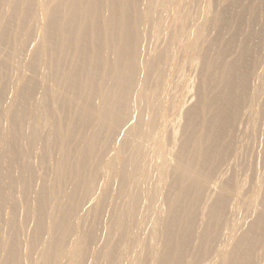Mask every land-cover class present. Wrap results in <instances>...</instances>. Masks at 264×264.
<instances>
[{
	"label": "bare ground",
	"instance_id": "obj_1",
	"mask_svg": "<svg viewBox=\"0 0 264 264\" xmlns=\"http://www.w3.org/2000/svg\"><path fill=\"white\" fill-rule=\"evenodd\" d=\"M191 1L198 6V9L194 7L198 10L195 17L184 11L188 10L183 7L185 0H58L53 6L41 0H0V226L5 228V235L0 236V264H20L25 251L16 222V186H20L19 194L26 200L23 218L34 219L31 233L27 230L29 235L26 234L29 263L31 249L42 241L40 261L35 264H255L257 247L264 239L263 204L258 214V210L256 213L253 210L254 220L234 239L231 233L227 235L221 230L222 227L230 229L224 227L229 217L224 218V214L230 209L224 213L229 186L226 182L216 186L217 179L215 186L211 183L213 174L221 170L224 160H230L226 158L234 148L233 131L253 74L248 44L251 40L244 36L247 31L244 33L243 26L246 19L256 22L255 14L260 10L254 13L253 0H243L244 3L238 0L211 14V0ZM167 5V9L169 5L176 9V13L172 9L173 14L169 10L166 20L174 19L177 25L175 30L172 27L173 35L177 29L174 42L180 45L178 40L183 37L182 49L196 50L208 23L218 28L211 46L202 48L205 69L199 76L202 77L200 87L195 89L197 102L184 110L183 131L178 127L180 120L174 123H178L179 130L176 129L182 132L180 136L173 133L174 142L179 146L177 150L173 140L174 145L165 142L167 129L173 123L168 115L176 114L174 110L184 107L193 95L182 97L185 100L180 104L181 97L166 104L164 86L167 81L162 74L164 67H168V78L174 66L176 54L172 53V44H164L153 56L150 55L154 50L149 53L143 47V37L147 35H144L145 25H159L163 18L156 17L155 8L166 10ZM44 17L47 22L42 26ZM166 22L164 20V25ZM36 29H39L40 41L25 55L19 48ZM146 30L151 33L150 28ZM228 34V38L222 37ZM44 40L48 42V67L54 84V91L49 92V113L54 123L56 164L51 180L34 188L35 174L26 161L31 156L36 127L27 120L25 106L43 86L33 59L35 53L42 52ZM205 40L201 42L206 43ZM29 55L23 64L22 61L18 64V60ZM191 56H188L189 64ZM25 70L29 75L24 78ZM153 74L158 83L150 85ZM183 78L182 92L188 88ZM10 90L13 96L8 95ZM7 96L14 99L9 100ZM15 100L17 105H12L10 101ZM42 130L47 131L45 126ZM166 143L174 146V153ZM15 164L17 170H13ZM222 175L224 180L226 177ZM228 176L232 179L230 174ZM258 182L254 184V191H258ZM210 186L218 187L215 197L210 195L214 191ZM49 199L54 200L52 209ZM160 203L166 208L163 205L161 209ZM234 216L237 217L236 214L231 217ZM145 227L150 228L151 240H159L154 237L160 232L159 247L148 237L143 238ZM220 232L227 237L214 249L215 244L220 243L216 242ZM99 242L102 243L100 248Z\"/></svg>",
	"mask_w": 264,
	"mask_h": 264
},
{
	"label": "rangeland",
	"instance_id": "obj_2",
	"mask_svg": "<svg viewBox=\"0 0 264 264\" xmlns=\"http://www.w3.org/2000/svg\"><path fill=\"white\" fill-rule=\"evenodd\" d=\"M58 0H41V3H43V4H48V6H53V4L55 3V2H57ZM158 1H160V0H158ZM188 1V2H187ZM212 2H211V8H210V13L211 14H214V13H217V12H220L222 9H223V7L224 8H226L227 7V5H229V3H232L233 1H238V0H224L223 2H217L218 0H211ZM215 1V2H214ZM243 2L244 3V1L243 0H239V3H241V2ZM254 1V6L256 7L255 9H254V13H256L257 11L256 10H260L259 12H257V14H255L256 15V17H257V19H256V17H255V19H256V22H254V20H251V19H249L248 21H247V19H246V21H245V23H244V26H243V29H245L244 30V33H245V35L244 36H246L247 35V37H248V39L249 40H251V42H248V44H249V51H250V55H251V61H252V65H253V67H252V70H253V74H252V76H250V78H249V83H248V87H247V89H246V92H245V94H244V97L245 96H247V98L243 101V104L244 105H242V107L243 108H241V112L242 113H240V116H239V119H237V123H236V128H238V130L240 131H238V130H236V128H234V138H233V140H234V142H235V144H234V148H235V150H234V148H233V150H231L230 151V153H229V155H228V157L226 158V160L228 161V159H230L228 162H226L225 160H224V162L222 163V165H221V167L219 168V169H221V170H223V171H221V170H219V171H217V172H219L218 173V175L219 176H217L216 174H217V172H215V174H213V176H212V178H213V180H212V183H213V181H214V184H212L211 183V185L213 186H215V182H216V179H217V184H216V186H220V185H222V184H225V182H226V184L229 186V188H228V190H227V198L229 199V198H231L232 199V196H233V198L234 197H236L235 199H229V201H228V199H227V203H226V205H225V209H224V213L225 212H227L228 210V208H230L229 209V211L231 212L232 210L235 212H232V213H230L229 211L227 212V213H225L224 214V218H227L228 216V218H231V219H228V221H227V219H226V223L227 224H225L224 225V227L225 226H228V227H230V229L228 228L227 230L228 231H230V232H228L227 230H226V228H221V230H223L222 232L224 233V234H227V235H229L230 233V235L231 236H233L234 237V239H236L238 236H240V234L242 233V232H244L247 228H248V226L252 223V221L254 220L253 218H255V216H256V214H258L261 210V208L264 206V199L262 200V198L264 197V17H262L261 19L259 18V16H261V15H263L264 16V11H263V7H264V5L262 6V4H264V3H262L261 1H260V3H259V0H253ZM187 2V3H186ZM189 3V4H188ZM219 5H218V4ZM228 3V4H227ZM256 3H257V6H256ZM195 4H197L196 2H194V1H191V0H185V2H183V7L185 8V9H188V10H184V11H186V12H188L189 13V15L191 16V17H195V16H197V14L198 13H196V11L198 12V6L197 5H195ZM261 4V5H260ZM186 5H188V8H186L187 6ZM192 5V6H191ZM213 5V6H212ZM262 7H260V6ZM191 6V7H190ZM218 6V7H217ZM259 6V7H258ZM165 8L166 7H168V5L167 6H164ZM169 9H167L166 8V10H163V8H155V11H154V14L156 15V17L157 16H159V18L161 17V19L163 18V23H162V21L159 23V25L157 24V26L156 25H153V24H149V25H145V34L144 35H146V33H147V37L146 36H144L143 37V42H144V48L146 49L145 51H148L149 53H151L153 50V54H151L150 56H153V55H155L156 53H158L159 51H161V49H163L164 47H165V45L166 44H169V43H171L172 44V53H174V54H178V56H176L175 55V62H174V66L173 67H175V68H171V72H170V75L168 76V78H167V75H168V73L169 72H167V70L168 71H170L169 69H167L168 67H164L165 68V72H163V76H162V78L163 77H165V79H164V81H167L165 84H166V86H164L165 88L164 89H166L165 90V92H167V93H165L166 95H165V97L164 98H166L165 99V102H166V104H168V103H171L173 100L172 99H181L182 97L183 98H186V95H193V96H190V98L187 100L188 102H186V104L184 105V107H182L180 110L178 109H176V110H174V113H176V114H172V112H171V114L170 115H168L169 116V118L171 117V123L173 124H170V128H168L167 129V136L166 137H164L165 139V142H168L169 144L170 143H172V140H173V143L174 144H176L177 145V147H176V149L175 148H172V147H174V146H171V145H168V143H166V145H168V147H171L172 148V150H171V152L172 153H174L175 152V150H177V148L179 147L178 146V144H177V142L175 141L174 142V138H176L175 136L176 135H173V133H175L176 134V132L179 134V133H181L182 134V132H179L178 130V127L180 128V131H183V129H181V128H184V125L183 124H185V112H184V110L186 111L187 109H188V106L190 107V106H193L196 102H197V98L198 97H195V96H198V94H197V92H196V90H198L199 89V87H200V83H201V79L200 78H202V77H199L200 76V74L201 75H203V70L205 69L204 68V62H203V60H202V57H203V50L208 46V45H210L211 46V44H210V41L213 39V38H215L216 37V34H217V29L218 28H216V27H213L211 24H207L206 25V28H207V30H206V28H204V36H203V39H201L202 41H204L205 39V41H206V43L205 42H201V40L199 41V43H198V47H196V48H194V49H196V50H192V49H182V45H184V41H183V37H181V38H179V44L180 45H175L176 43L174 42V40L176 41V39H175V37H176V33H177V29H176V33L173 35V32H175L174 30H175V28H176V23H173L174 22V19L172 18V19H170V20H168V16H169V13L170 14H173V12H175L176 13V9H173V7L172 6H170L169 5ZM194 7H196L195 9H194ZM217 7V8H216ZM159 9H161L160 11H159ZM172 9H173V12H172ZM190 9H192V13L190 12L191 10ZM168 10V11H167ZM169 10H170V12H169ZM164 11H166L168 14H166ZM262 11V12H261ZM158 13V14H157ZM175 13H174V15L173 16H175ZM193 13H194V15H193ZM262 13V14H261ZM259 14H261V15H259ZM161 15V16H160ZM163 16V17H162ZM170 16H172V15H170ZM172 16V17H173ZM166 17H168L167 18V20L169 21V23L171 22V24H168V21L166 20ZM171 18V17H170ZM258 18H259V21L261 20V23L260 22H258ZM164 20H165V22H166V25H164ZM46 22H47V20H46V18L44 17L43 18V24H42V26L44 25V24H46ZM246 22H247V24H246ZM256 23V24H255ZM260 23V24H259ZM262 23H263V25H262ZM161 24H162V27H161ZM252 26H251V25ZM255 24V25H254ZM257 24H259V26L257 25ZM152 25V26H151ZM163 25H164V28H163ZM168 25L170 26V28L168 27ZM261 25V26H260ZM152 28H151V27ZM188 26H190L189 24H187V27H185V28H187L188 29ZM212 26V27H211ZM246 26H248V27H246ZM250 26V27H249ZM253 26H254V28H253ZM156 27V29L157 30H154V28ZM158 27V28H157ZM160 27L162 28V29H160ZM165 27H166V29H165ZM174 28V30H173V28ZM263 27V28H262ZM148 28H150L151 30H150V32L152 33H149V30H146V29H148ZM211 28H213V29H211ZM249 28H250V30H249ZM253 28V29H252ZM257 28H258V30H257ZM159 29V30H158ZM169 29V30H168ZM248 29V30H247ZM162 30H164V32L162 31ZM166 30V31H165ZM254 30H255V32H254ZM154 33H153V32ZM157 31V32H156ZM208 31H210V32H212V33H210V32H208ZM166 32V33H165ZM164 33V34H163ZM172 33V34H171ZM205 33L207 34L206 36H205ZM254 33H256V34H254ZM150 34V35H149ZM169 34H171V35H169ZM253 34H254V36H253ZM260 34V35H259ZM167 35V36H166ZM211 35V36H210ZM262 35V36H261ZM148 36H149V38L151 39H149L148 38ZM155 36V37H154ZM160 36V37H159ZM166 36V37H165ZM170 36V38H168ZM174 36V37H173ZM207 36L208 37H210V40H208L207 39ZM258 36V37H257ZM146 37V38H145ZM162 37V38H161ZM173 39H172V38ZM222 37H224V39H226V37L228 38L229 37V34L228 35H225V36H222ZM251 37V38H250ZM40 34H39V29H36V30H33L32 32H31V34L29 35V37H27V38H25V42L21 45V47L19 48V49H21V50H23V52L25 53V55H27L28 53H31V51L33 50V49H35V47L37 46V43H39V41H40ZM148 38V39H147ZM156 38V39H155ZM166 38V39H165ZM256 38V39H255ZM145 39V40H144ZM152 39H154V40H152ZM255 39V40H254ZM147 40V41H146ZM149 40V41H148ZM171 40H173V41H171ZM180 40H182V41H180ZM208 40V41H207ZM263 40V41H262ZM155 41V42H154ZM157 41V42H156ZM155 43V44H154ZM161 43V44H160ZM200 43H202L203 45H200ZM148 44H151V45H149L148 46ZM165 44V45H164ZM43 45H44V47H43V50H42V52L40 53V54H37V53H35V55H34V59H33V62H34V68H35V71L38 73V72H40V75H41V82L43 83V86H45V88H43V86H42V89H39V92L36 94V96H35V98L33 99V100H31L26 106H25V116L27 117V120L29 121V122H31V123H33L34 125H35V127H36V133H35V138H34V140H33V144H32V146H31V152H30V154L29 155H31L30 157H29V159L26 161L27 163H28V166L34 171V174H35V179H34V181H33V187L34 188H36V187H40L42 184H45L46 182V180L47 181H50L51 180V178L53 177V174H54V171H55V164H56V151H55V139H54V135L52 134V130H53V126H54V123H53V116L49 113V108H50V106H51V100H50V95H49V92L51 91H54V84H53V81H52V78H51V74H50V69H49V67H48V52H47V46H48V42L47 41H43ZM147 45V46H146ZM153 45V46H152ZM154 45H156V46H154ZM162 46V48H160L161 46ZM200 46V47H199ZM255 46V47H254ZM153 47H157V48H153ZM178 47V48H177ZM150 48H151V50H150ZM160 48V49H159ZM199 48V49H198ZM200 48H201V53L202 54H200ZM202 48H204L203 50H202ZM148 49V50H147ZM157 49H158V51H157ZM178 49L179 50H181L183 53H181L180 51H178ZM175 50L177 51V53L175 52ZM183 50H185L189 55L190 54H192V56L191 57H195L194 59L192 58V63L191 64H189V62L187 61V60H189L190 61V58L188 57L189 55H187L186 56V52L185 51H183ZM197 50H199V51H197ZM156 51V53L154 54V52ZM192 52V53H189V52ZM179 52V53H178ZM184 52L186 53V54H184ZM198 52H199V54H198ZM196 53V54H195ZM181 54V55H180ZM184 54V56H182ZM195 54V55H194ZM199 56H198V55ZM173 55V54H172ZM179 55H180V57H179ZM174 56V55H173ZM197 56V57H196ZM30 57V55L29 56H26V57H24L23 59H21V60H18V64H19V61H22V64H23V62H25L28 58ZM186 57V59H185V61H184V58ZM189 58V59H188ZM198 58V60H196ZM183 59V60H182ZM193 60H196V61H193ZM17 61V60H16ZM177 61H179V62H177ZM181 61V62H180ZM178 64H180L181 63V65H177V63ZM183 62V63H182ZM187 62H188V64H189V66H187L188 64H187ZM191 62V61H190ZM193 62H195L194 64H193ZM198 62V63H197ZM21 64V63H20ZM176 64V65H175ZM183 64H185V66L183 65ZM187 64V65H186ZM196 65V66H195ZM166 66V65H165ZM180 67V68H177V67ZM187 66V67H186ZM191 66V67H190ZM193 66V67H192ZM195 66V67H194ZM203 66V67H202ZM200 67V68H199ZM177 68V69H176ZM188 68V69H187ZM202 68V69H201ZM167 69V70H166ZM176 69V70H175ZM174 70L175 71H177L176 73L174 72ZM179 70V71H178ZM251 70V71H252ZM166 73H167V75H166ZM174 75H173V74ZM181 73H183V75L181 74ZM165 74V75H164ZM181 74V75H180ZM199 74V75H198ZM23 76H24V78H25V76H28L29 75V72L27 71V70H25L24 71V73L22 74ZM154 75V74H153ZM185 75V76H184ZM172 78H171V77ZM181 76H183V77H186V78H183V77H181ZM23 78V79H24ZM151 79H153V80H151L150 79V85H152L153 83H155V84H157L158 82L156 81V75H154L153 77H152V75H151V77H150ZM170 78V79H169ZM182 78H183V81L186 83V87H188V88H185V89H187V91L186 90H184L183 92H182V89H181V81H182ZM185 79H187L188 81H185ZM170 82H169V81ZM176 80V81H175ZM179 80V81H178ZM175 81V82H174ZM23 82V81H22ZM177 82V83H176ZM199 82V83H198ZM169 83V84H168ZM172 83V84H171ZM179 83V84H178ZM167 84L169 85V87H168V89H167ZM192 86H194V87H192L191 88V85ZM177 85H179V86H177ZM173 86V87H172ZM175 86H176V89H175ZM197 87V88H196ZM170 88V89H169ZM177 88H178V90H177ZM174 89H175V91L177 90V92L179 91V89L181 90V92L179 91L178 93L179 94H177V92H175L174 91ZM192 89V90H191ZM196 89V90H195ZM171 90V91H170ZM190 92H189V91ZM12 90H10L9 92H8V95L9 96H13V94H11L12 92H11ZM173 91V92H172ZM191 91H193V93H191ZM11 92V93H10ZM171 94H170V93ZM11 95H10V94ZM15 93V92H14ZM173 93V94H172ZM180 93L183 95V96H181L180 95ZM167 94H170V95H168L167 96ZM177 94V95H176ZM194 94H196V95H194ZM174 95V96H173ZM179 95V96H178ZM176 96V97H175ZM169 97V98H168ZM171 97V98H170ZM181 97V98H180ZM7 98L9 99H14V98H12V97H8L7 96ZM181 99L180 101L178 100V102H179V104L180 103H182L185 99ZM192 98V99H191ZM194 98V99H193ZM9 99V100H10ZM191 99V100H190ZM195 100V101H194ZM169 101V102H168ZM171 101V102H170ZM182 101V102H181ZM10 102H12V105H17V101L15 100V101H10ZM244 106H250V108L248 109V107H247V109L249 110H247L246 109V107H244ZM243 110H244V112H243ZM182 112V113H181ZM245 112H248V113H245ZM184 113V114H183ZM173 115H174V118H172L173 117ZM177 115H179L180 117L178 118V116ZM243 115H244V118H243ZM175 116H177V117H175ZM242 116V117H241ZM184 117V118H183ZM241 117V118H240ZM183 118V119H182ZM243 118V119H242ZM176 119H178V121L176 120ZM182 119V120H181ZM181 122H180V121ZM238 120H239V122H238ZM241 120V121H240ZM176 121L179 123V124H181V125H183L182 127H180L179 125H178V123L177 124H175L174 125V123H176ZM241 122V123H240ZM243 122V123H242ZM240 124V125H239ZM172 125V126H171ZM178 125V127H176ZM45 126V128H46V130L47 131H43L42 130V127H44ZM173 126H174V128H173ZM241 126V127H240ZM173 128V129H172ZM178 130H177V129ZM170 130L172 131V130H174V132L172 131V133H171V135L172 136H170L169 134H170ZM175 130H177V131H175ZM181 134H179L178 136H180ZM169 135V136H168ZM174 136V137H173ZM169 137V138H168ZM171 137H173V138H171ZM180 138V137H179ZM176 140V139H175ZM177 140L180 142V140L178 139V137H177ZM170 141V142H169ZM178 142V143H179ZM172 143V144H173ZM240 144V147H239V144ZM173 144V145H174ZM237 144V146L235 147V145ZM242 145V146H241ZM237 147H238V149L241 151V152H239V150L237 149ZM175 149V150H174ZM237 150V151H236ZM174 151V152H173ZM233 155H232V154ZM236 154V156H235V154ZM240 153V154H239ZM233 157H231V156ZM234 156H235V160H234ZM171 160H172V157H171ZM232 160H234L233 162H232ZM231 161V162H230ZM172 163H174L173 162V160L171 161ZM226 162V163H225ZM231 163V165H233L232 166V168H230L231 167V165H229L230 163ZM225 163V164H224ZM233 163V164H232ZM224 164V165H223ZM228 165V166H227ZM223 166H226V167H223ZM223 167V168H222ZM228 167H229V169H228ZM17 165L15 164L14 165V167H13V170H17ZM225 170V171H224ZM230 171V172H228V171ZM231 170H232V172H231ZM227 171V173H225ZM225 174V176L224 175H222L223 173ZM222 173V174H221ZM236 173V174H235ZM15 174H17L16 172H15ZM230 174V176H231V178L232 179H230V177L228 176V175ZM260 174V175H259ZM217 176V177H220L219 179L217 178V177H214V176ZM221 175L223 176V177H226L224 180H223V178H221ZM259 175V176H258ZM236 176V177H235ZM256 178V177H258V178H256L257 180H252V179H254V177ZM233 177H235V178H233ZM260 177H262V179L260 178ZM215 178V179H214ZM220 179H222L221 181H220ZM234 179H236V181L234 180ZM227 180V181H226ZM231 180H232V182H231ZM258 180H259V182H258ZM253 181V182H252ZM223 182V183H222ZM256 182H258L259 183V188H258V191H254L255 190V186H256ZM233 183V185H231L230 186V184H232ZM254 184H255V186H254ZM40 185V186H39ZM263 185V186H262ZM237 186V187H236ZM218 187H213V188H211V186H210V189L212 190H214L213 191V193H210V195H211V197H215L216 195V191L218 192V189L216 190V188H218ZM231 187H233V188H231ZM263 187V188H262ZM165 187H163V190L165 191V189H164ZM239 188H240V190H239ZM19 189H20V186H16V188H15V199H16V201H17V205H18V213H17V215H16V222H18V225H17V227H18V231H19V240L21 241V247H23V245H25V251H24V253H23V256H22V261H21V263L20 264H30V263H33V264H35V263H38V261H40L39 260V257H40V251H41V249H42V241H40L38 244H36L35 246H34V248H32L31 249V255H30V263L28 262V258H27V251H28V244H29V237L27 236V235H29L30 233H31V231H32V229H33V226H34V219L32 218V220H31V218H27L26 220L23 218L24 217V207H26V200H23L24 198H22V195L21 194H19L20 193V191H19ZM231 189H232V191H231ZM235 189H237V190H235ZM249 189V190H248ZM254 189V190H253ZM163 191V192H164ZM230 191V192H229ZM238 191H240V196H243V197H241V199L239 200V198H240V196H239V194H237L236 192H238ZM248 191V192H247ZM230 193V195H231V193H232V196L230 197V195H229V193ZM244 192V193H243ZM249 192H250V194H249ZM234 193V194H233ZM239 193V192H238ZM245 193H246V195H245ZM247 194H249L250 195V197H248L249 195H247ZM262 194H263V196H262ZM209 195V196H210ZM236 195V196H235ZM261 196H262V198H261ZM21 197V201L19 200V198ZM238 197V198H237ZM244 198V199H243ZM250 198V199H249ZM259 198H261V199H259ZM210 199H213V198H210ZM236 199H237V201H236ZM246 199V200H245ZM252 199V200H251ZM253 199H254V201H253ZM20 201V203H18L19 201ZM31 200V199H30ZM242 200L245 202V203H243L242 202ZM256 200V201H255ZM28 201V200H27ZM241 201V202H240ZM250 201V202H249ZM241 204H240V203ZM255 203V204H253V203ZM261 204H260V203ZM23 203H24V205H23ZM31 202L29 201V204H30ZM250 203H252V204H250ZM259 203V204H258ZM22 204V205H21ZM53 204H54V200H51V199H49V207H50V209H52V206H53ZM230 204V205H229ZM232 204V205H231ZM236 204V205H235ZM237 204H239L240 205V207H239V205H237ZM244 204V205H243ZM262 204H263V206H262ZM9 204H7L6 206H8ZM21 206V208H20V206ZM164 203H160V207L162 206V208L161 209H163V207L164 208H166V205H164ZM230 206V207H228V206ZM234 205H235V207H234ZM248 205H249V208H248ZM242 206V207H241ZM246 208H245V207ZM261 206V207H260ZM23 207V208H22ZM227 207V208H226ZM236 207H238L237 209H236ZM8 208V207H7ZM234 208V209H233ZM244 210V214H243V210ZM247 209V210H246ZM20 210H21V212H20ZM23 210V211H22ZM241 210H242V212H241ZM253 210H254V212L256 213L257 211L256 210H258V212L255 214L254 212H253ZM163 211V210H162ZM164 211H165V209H164ZM163 211V212H164ZM237 211V212H236ZM247 211H249V212H252V213H254V214H251V213H246ZM22 212H23V214H22ZM240 212V213H239ZM239 213V214H238ZM247 215H246V214ZM230 214V215H229ZM234 214H236L237 215V217H240V218H237V217H231V216H233ZM248 214H250V216L248 215ZM246 217H244V216ZM250 217V218H252V219H250V218H248V217ZM108 217H109V215H108ZM107 217V218H108ZM91 218V217H90ZM232 219H235V222H237V220H238V224L240 225V226H238V224L236 225H234V220L232 221ZM247 219V220H246ZM249 219V220H248ZM25 220V221H24ZM31 220V221H30ZM241 221V222H240ZM250 221H251V223H250ZM231 222V223H230ZM233 222V223H232ZM247 223L245 226H244V224L245 223ZM228 223L230 224V225H228ZM0 224H2V222L0 221ZM232 226H233V228H234V226L236 227V228H234V229H232ZM241 226H243L244 227V229H243V227H241ZM2 226H0V236H4L5 235V228H1ZM238 227V228H237ZM239 227L240 228H242V229H240L239 230ZM247 227V228H246ZM31 229V230H30ZM148 231H147V230ZM30 231L29 232V234H27V232L28 231ZM146 230V231H145ZM145 230H142V234H143V238H146L147 239V237L149 238V236H150V234H148L149 233V230H150V228H147V227H145ZM225 230V231H224ZM242 230V231H241ZM241 231V232H240ZM222 232H220V236H219V238L220 239H218V240H216V242H220V243H216L215 244V246H214V249L215 248H217L218 246H217V244H221L222 243V241H223V239H224V237H227V235H223V233ZM160 232H158V235H156L155 237H154V239H159V240H161V236H159L160 234H159ZM27 234V235H26ZM148 235V236H147ZM223 235V236H222ZM235 235V236H234ZM158 237V238H157ZM160 237V238H159ZM262 237H264V235L262 236ZM222 238V239H221ZM150 239V238H149ZM151 240V239H150ZM149 240V241H150ZM153 240V239H152ZM151 240V241H152ZM159 240H156V241H154L153 240V243L155 242L156 244L154 245L151 241H150V243H152V245H154L155 247H157L160 243H161V241H159ZM220 240V241H219ZM222 240V241H221ZM160 243H159V242ZM264 239L262 240V243L260 244V246H258L257 247V250H259V251H257V253L256 254H258L257 256L255 255V264H259V263H261V261H264V252H262V250L264 251ZM101 242V241H100ZM99 242V243H100ZM98 243V244H99ZM102 243H100L98 246H99V248L102 246L101 245ZM158 244V245H157ZM157 245V246H156ZM160 246V245H159ZM158 246V247H159ZM260 247H262L261 248V251H260ZM229 248H230V246H229ZM0 257H2L1 255H0ZM260 257V258H259ZM261 258H263V259H261ZM1 259V258H0ZM261 260V261H260ZM259 262V263H258ZM146 264V263H145ZM214 264H217V263H214ZM261 264H264V262L263 263H261Z\"/></svg>",
	"mask_w": 264,
	"mask_h": 264
}]
</instances>
